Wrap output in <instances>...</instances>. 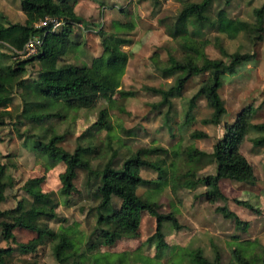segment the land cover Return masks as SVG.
Listing matches in <instances>:
<instances>
[{
  "label": "trees",
  "instance_id": "16d2710c",
  "mask_svg": "<svg viewBox=\"0 0 264 264\" xmlns=\"http://www.w3.org/2000/svg\"><path fill=\"white\" fill-rule=\"evenodd\" d=\"M78 1L22 0L20 11L25 18L24 23H13L0 13V128L11 117L8 109L13 106L14 100V92L5 79L35 72L34 77L22 79L16 84L24 100L23 111L19 116L22 122L17 121L16 126L30 127L19 136H26L23 146L41 158L47 168L63 165L64 171L58 175V181L59 191L66 198L65 204L78 192L75 183L79 176L85 173L91 177L93 199L97 203L93 209L95 222L87 236L72 227L60 226L54 230L50 224L61 220L55 211L57 204L52 195L26 190L29 199L18 201L13 208L0 209L1 241L7 245L0 247V264H13L14 253L33 254L44 244L51 245L56 264H133L127 261L126 254H120L110 262L107 260L110 255L103 256L97 250L102 247L113 248L120 241L137 238L143 215L155 220V235L159 246L164 244L165 228H179L172 214L163 215L158 212V199L166 187L170 169L160 155L167 152L161 148L128 152L121 166L114 168L113 161L118 150L112 145V127L107 108L101 109L96 122L80 135L78 140L82 143L72 153L58 146L65 136L56 133V121L66 119L69 112L91 109L101 100L114 103L113 97L119 91L127 62V55L122 52L121 47L128 42L120 39L119 34L108 38L101 31L99 33L103 50L99 57L92 59L90 66L66 62L65 58L79 48L78 38L74 36V30L83 22L74 11ZM160 1L165 0H154L157 5ZM221 1L225 5L231 2H183L167 32L171 38L179 41L181 58H170L172 66L162 72L164 78L175 77L174 85L167 91L150 89L161 96L159 107H162L181 97L189 79L200 77V87L188 101L186 115L190 117L197 102L203 100L211 112L208 118L202 120V124L215 127L221 124L226 112L219 96L223 79L235 74L239 67L254 58V54L229 53L219 38L216 39V47L222 58L207 57L205 49L208 42L200 39V33L213 27L207 12L215 2ZM46 18L56 20L62 26L56 30L52 24L35 27ZM117 25L119 29L132 26L117 23L114 28ZM230 27L235 38L242 36L252 47L257 46L264 34V2L252 9L250 20L233 19ZM34 39H39L41 43L37 46L36 54L21 57L20 53L25 46ZM4 59L9 64L5 65L2 62ZM254 114L252 107H247L237 115L232 124H226L224 136L217 140L211 153L194 148H189L184 153L189 164L203 168L214 166L213 175L198 179L199 185L205 188L200 197L210 205L224 203L225 206L216 208V212L224 217H232L237 227L243 223L228 209L226 204L229 200L222 193L220 182L229 181L246 187L256 184L252 165L240 153V146L246 136L253 133L255 136L250 140L252 153L264 159V123L252 124ZM31 130H39V133L29 134ZM101 132L106 133V141L95 144L93 139ZM190 137L199 140L207 138V134L194 131ZM2 159L0 154V205L7 199L6 190L14 185ZM96 160L99 162L94 167L93 162ZM159 169L160 174L155 179L145 180L140 176L142 170ZM185 176L193 177L194 173L189 171ZM140 187L146 189L144 197L137 194ZM114 199L119 202L118 206L114 204ZM234 202L240 204L236 200ZM16 230L35 237L26 243H17L14 235ZM11 244L16 247H11ZM229 253V264H264V245L260 242L239 241L234 237L229 243ZM22 264L37 263L25 260ZM182 264H221V255L217 248H213L209 255L202 250H195L185 253Z\"/></svg>",
  "mask_w": 264,
  "mask_h": 264
},
{
  "label": "rangeland",
  "instance_id": "374dc122",
  "mask_svg": "<svg viewBox=\"0 0 264 264\" xmlns=\"http://www.w3.org/2000/svg\"><path fill=\"white\" fill-rule=\"evenodd\" d=\"M21 1L0 0V13L13 23H24L25 18L20 11ZM185 1L199 0H165L160 1L159 5L154 0H79L74 7L75 14L83 22L74 30L79 48L65 58L66 62L90 66L92 59L99 57L103 50L100 31L108 38L119 34L120 39L128 42L121 47L127 55V62L119 91L113 97L114 103L101 100L91 109L69 112L63 121H53L56 133L65 136L58 146L72 153L82 143L78 140L80 135L96 122L100 110L107 108L112 127V145L118 150L113 161L114 168L121 166L128 152L136 153L150 148H161L167 152L160 155L170 169L166 187L158 199V212L172 214L179 227L165 228L164 244L159 246L155 220L143 215L137 238L120 241L113 248L102 247L97 250L103 256L110 255L107 259L110 262L118 255L126 254L127 261L133 264H182L187 252L202 250L209 255L213 248H217L221 264H229V243L234 237L239 241H255L264 245V159L252 153L250 140L255 135L249 133L246 136L240 146V153L252 165L256 184L246 187L229 181L220 182L221 191L229 200L226 204L228 209L243 223L238 227L232 217H224L216 212V208L225 206L224 203L210 205L200 197L205 188L199 185L198 179L213 175L214 166L203 168L189 164L184 155L189 148L211 153L217 140L224 136V126L232 124L247 107H252L255 113L252 124L264 123V34L263 40L252 47L242 36L235 38L230 27L233 19L250 20L252 9L259 7L264 0H231L229 5L222 1L215 2L207 12L213 27L202 30L200 39L208 42L205 49L208 58H222L216 47L217 38L229 53L254 54L251 62L223 79L219 96L226 112L217 127L202 124V120L208 118L211 112L203 100L197 102L190 114L191 118L186 115L187 103L200 87V77L189 79L181 97L162 107H159L161 96L150 91H167L174 85L175 77L164 78L162 72L172 66L170 58H181V52L179 41L171 38L167 32ZM117 23L132 26L119 29L117 25L114 28ZM2 62L9 64L5 59ZM35 75V72H30L14 79H5L14 92V100L13 106L8 109L11 117L0 128V154L14 185L6 190L7 199L0 209L13 208L18 201L29 199L26 190L50 193L57 204L55 211L61 220L51 223V227L54 230L60 226L72 227L87 236L94 225L93 209L97 206L93 199L91 177L85 173L79 176L75 183L78 192L65 204L66 198L59 191L58 181V175L64 171L63 165L47 168L41 158L23 146L26 136H19L30 127L16 126L17 121L22 122L19 116L24 102L16 84ZM194 131L206 133L207 138L192 139L190 134ZM30 133L37 134L39 130H31ZM93 141L95 144L105 142L106 133L97 134ZM98 162L94 161L93 166L96 167ZM189 171L194 173L193 177L185 176ZM159 174L160 169L140 172L145 180L155 179ZM137 194L144 197L146 189L138 188ZM235 200L240 204H236ZM113 201L118 206L119 202L116 199ZM14 235L17 243H26L35 237L21 230H16ZM1 238L0 234V247H7ZM10 246L16 247L14 244ZM25 260L37 264H56L50 244L38 247L33 254H13V264H22Z\"/></svg>",
  "mask_w": 264,
  "mask_h": 264
},
{
  "label": "built area",
  "instance_id": "2783aa9c",
  "mask_svg": "<svg viewBox=\"0 0 264 264\" xmlns=\"http://www.w3.org/2000/svg\"><path fill=\"white\" fill-rule=\"evenodd\" d=\"M49 24H52V27L54 30L60 28L62 26V23L56 21V20H52L49 18H46L45 20H43L42 22H40L39 24L35 25L36 28L38 27H45L48 26ZM40 40L39 39H34L32 41H30L25 48L23 49V51L20 53L21 57H29L32 56L34 54H36L37 52V46H40Z\"/></svg>",
  "mask_w": 264,
  "mask_h": 264
}]
</instances>
